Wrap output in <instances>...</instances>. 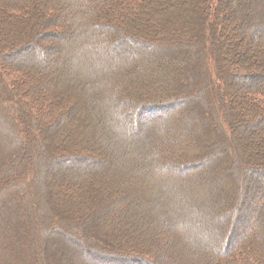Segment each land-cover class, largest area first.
<instances>
[{
  "label": "trees",
  "instance_id": "16d2710c",
  "mask_svg": "<svg viewBox=\"0 0 264 264\" xmlns=\"http://www.w3.org/2000/svg\"><path fill=\"white\" fill-rule=\"evenodd\" d=\"M221 1L0 0V264H35L39 232L44 264H264V0H240L236 31ZM68 34L77 71L49 86Z\"/></svg>",
  "mask_w": 264,
  "mask_h": 264
},
{
  "label": "rangeland",
  "instance_id": "374dc122",
  "mask_svg": "<svg viewBox=\"0 0 264 264\" xmlns=\"http://www.w3.org/2000/svg\"><path fill=\"white\" fill-rule=\"evenodd\" d=\"M215 2H218V3H222V1L221 0H214ZM220 1V2H219ZM183 2V1H182ZM182 2H180V4H183ZM215 2H213V0H204V2H202V4L200 3V7H201V11H203V9L206 7V6H211L212 7V4H216ZM225 2H226V4L228 5V6H230V8H229V11L231 12L232 11V9H233V12H235V13H237V15H236V17H235V20L233 19V21H232V25H231V29L232 30H234V31H236V30H239L240 28H242V24L240 23H238V20H239V16L242 14V12H236V11H234V7H236L238 4H240V0H225ZM186 4L189 6V7H191V10L193 11V8L194 7H192V5H193V3L192 2H190V1H186ZM185 5V4H184ZM182 7V6H181ZM210 7V8H211ZM180 9H182V10H184V11H188L187 10V7H182V8H180ZM186 9V10H185ZM201 11H199V13L201 12ZM205 12V11H204ZM221 12V13H220ZM233 12H231V13H226V11H225V9H220V10H218V12L216 13V14H219L220 13V15H219V17H218V19L221 21V18H222V20H226V15L227 14H231L232 15V13ZM201 13H203V12H201ZM187 12H186V16H187ZM223 15V16H222ZM207 20V19H206ZM238 34V33H237ZM231 36H232V38H231ZM71 34H68V37H67V40H66V42H67V46H65L64 47V50H63V52H62V54L58 51V54L59 55H57L56 57H57V61H56V63H55V65L56 66H54V65H51V66H47V68H45L44 69V71H42V73H43V75L42 74H40V73H38V77H39V79H42V82L44 81V78L47 80V81H50L51 80V82L49 83V82H47V83H49L50 85L49 86H51V85H53V82L54 81H52L53 79H54V77L57 75V74H62L63 73V75H65V74H67V72H70V73H68V74H72V75H74L75 74V72L77 71V66H73L74 64L73 63H71L70 61H71V56H70V50H73V48H72V42L70 41L71 40ZM237 37V35H231L230 34V30H226V31H224L223 32V39L221 40V45L223 46V47H225V45H226V43L227 42H233L234 41V39ZM22 40H23V38H22ZM22 40H20V41H14V42H17L18 44H20V43H22ZM225 41V42H224ZM1 42V41H0ZM7 41L5 40L4 41V44H3V41H2V45H0V46H9L8 44L9 43H6ZM14 42H11L10 43V46H14ZM236 42V41H235ZM80 43V42H79ZM78 43V44H79ZM248 43H249V41H248ZM18 44L16 45V46H18ZM77 43H76V45L75 46H77L78 45ZM236 46H238L237 45V43H234ZM43 45L42 44H38V46H35L34 45V47H33V50H31L30 51V49L28 50V49H22V50H19L20 51V53H21V55H22V57L23 56H35V57H37L38 55H40L41 54V50H38L37 48L38 47H42ZM1 48V47H0ZM14 48H16L15 46L13 47V48H11V49H14ZM249 49H250V47H249ZM195 50H196V48H195ZM26 51H28V52H26ZM37 53H38V55H37ZM50 59H52V57H50ZM63 59V60H62ZM78 65V64H77ZM208 66H209V68H212L213 67V65H212V60L210 59V61H208ZM52 67H55L54 69H52ZM75 76V75H74ZM189 88H188V92L190 93H192L194 90H193V85H192V83H193V79L190 77V79H189ZM164 84V83H163ZM195 87H197L198 88V90L200 89V87L199 86H195ZM208 90V94H210V95H213V92H212V88H208L207 87V89H206V91ZM186 91V90H185ZM195 92V91H194ZM163 93H165V90L163 91ZM170 92H168V94H169ZM165 94H167V93H165ZM201 96H202V91H201ZM183 95V94H182ZM176 98H184L183 96H176L174 99H176ZM226 100H228V102L230 101V99L225 95V96H223L222 97V99H221V102H226L227 103V101ZM258 100H261V101H264V99H261V98H259V96H258ZM177 101V100H176ZM169 102V101H168ZM1 104V103H0ZM213 104H215V103H213ZM4 105V104H3ZM170 105V106H169ZM1 106H2V104H1ZM166 106H168V107H170V108H168V110L167 111H155V112H158L157 114H161V113H167V112H169V111H174V112H176V111H178V110H176V109H180V106H181V103H179V102H171V103H168ZM35 107V106H34ZM214 109H216L215 107H214ZM211 112H212V110H211ZM214 112V111H213ZM211 114H213V113H211ZM1 116V115H0ZM162 116V115H161ZM98 118V116L97 115H95L94 114V116L92 117V119H90V121H91V123L93 124L95 121H96V119ZM132 126L133 125H135V122H133V124H131ZM139 125V123L138 122H136V126H138ZM71 127H72V125L68 128H66V130L62 133V134H64L65 136L66 135H68L69 133H71L70 132V129H71ZM234 128V127H233ZM39 129V128H38ZM230 131H231V133H230V136H231V140L230 141H228L227 143H224V144H226V146H227V148L229 147V148H232V147H234L236 150L235 151H237L238 152V160H237V164H238V167L240 168V170H245V168H249V167H252V166H255V167H259L258 165H259V161L258 162H256V163H250L249 161H247V160H245V159H243L242 158V156L240 155V150L241 151H243V149L245 148V149H247L248 148V146H249V143H248V141L247 142H241L244 146H242V144L241 143H238V140L236 139V131H234V129H230ZM229 131V132H230ZM11 135H12V139L14 138V139H16V135H14V134H12V133H10ZM257 134H258V136L259 137H261L262 136V134H263V130H258V132H257ZM253 144H252V146H251V149H253V150H255L257 147L259 148V144L258 143H256V141L255 142H252ZM231 150V149H230ZM37 150H34L33 152H32V150L30 149V145H28V150L24 153V156H26V160H25V163L23 164V165H25V167H27L28 166V164H30V165H32V164H34V161H35V157L37 156ZM14 153V152H13ZM236 157V156H235ZM241 157V158H240ZM12 158H13V155H12ZM11 160H13V159H10V160H8L7 161V167H6V173H7V175H9V172L11 171V169H12V165H13V163H11ZM108 160V159H107ZM108 165V164H107ZM104 167H106V166H103L102 168H104ZM32 168H33V165H32ZM98 171H99V169H98ZM58 187V188H57ZM60 185H57L56 186V190H59L60 189ZM62 191V190H61ZM48 201V200H47ZM56 202V201H55ZM54 201L52 202V201H49V202H47L46 204H48L49 205V207L52 205V204H56ZM256 204H257V202H255ZM29 204H31L32 205V207H33V209H32V218L33 219H35L34 220V225H35V227H37V228H39L38 230H40V229H44V226H45V224L44 223H42V218H41V211H40V209H42V205H40V201H38V200H34V201H32V203H29ZM51 204V205H50ZM244 204L245 203H243V204H240V203H238V206L240 207H238L240 210L238 211V212H236L235 211V213H236V215H234L235 217H236V221H238V222H244V221H246V218H248L247 216H245V214L247 213V211L246 210H248L249 209V206H247V204H246V206H245V209H244ZM255 205V204H254ZM45 209H46V205H45ZM233 222H235V220H233ZM233 224V226H232V232H223V233H221V238H222V236H224V234H232L233 232H235V231H233V229L234 230H236V231H238V228L234 225V223H232ZM76 227H73V228H71L70 230L72 231V233H74V236H77V234H78V232L76 231L77 229H75ZM73 236V237H74ZM43 239H44V237L40 234V232H39V236L37 237V239H35V240H37L38 241V243H37V245H36V243H33L34 242V240H33V249L35 250V251H37L36 249H38V257H36L35 259H36V263L35 264H44L42 261V256H41V254L39 253V250H41V247H42V244L41 243H43Z\"/></svg>",
  "mask_w": 264,
  "mask_h": 264
}]
</instances>
